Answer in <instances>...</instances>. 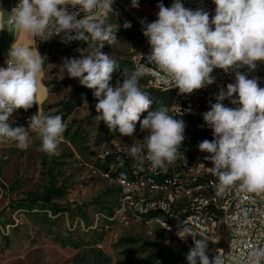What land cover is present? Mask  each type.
<instances>
[{"label":"clouds","instance_id":"obj_1","mask_svg":"<svg viewBox=\"0 0 264 264\" xmlns=\"http://www.w3.org/2000/svg\"><path fill=\"white\" fill-rule=\"evenodd\" d=\"M114 0H19L6 21L8 31L25 33L47 41L62 35L64 40H83L92 50L79 58L66 59L63 71L77 78L82 86L94 90L97 121H103L112 132L133 136L139 122L147 131L143 146L134 140L129 155L144 158L153 168H165L180 157L185 123L169 114L167 107L152 109L153 100L143 91L139 80L150 67L140 64L122 84L110 86L112 74L120 70L116 59L102 51L105 44L118 41L119 28L97 20L96 13L113 12ZM215 15L202 9H187L181 0L171 7L158 5V18L147 23L143 35L151 52L148 64L159 70L162 83L177 88L180 94H191L214 83V69L235 71V84H228L216 97L217 102L203 114L214 139L204 140L198 147L209 155L210 172L218 178L217 194L229 187L248 193L264 192V88L256 78L249 79L238 69L255 70L257 61L264 62V0H213ZM138 7V0H132ZM79 6L85 13H69L67 6ZM125 28L131 27L129 22ZM75 33V35H73ZM44 57L38 49L12 44L5 67H0V142H15L20 150L30 147L33 133L40 140V150L50 156L59 155V144L67 125L62 115L30 118L28 129L12 127L9 118L15 110L30 109L36 103ZM238 94L236 99H231ZM230 99L238 108L226 107ZM147 116L141 120V115ZM146 148V154L144 152ZM184 239L193 237L190 229L178 230ZM194 247L186 256L188 264H225V259L207 255L208 240L194 239ZM245 264H264V248L249 252Z\"/></svg>","mask_w":264,"mask_h":264},{"label":"rangeland","instance_id":"obj_2","mask_svg":"<svg viewBox=\"0 0 264 264\" xmlns=\"http://www.w3.org/2000/svg\"><path fill=\"white\" fill-rule=\"evenodd\" d=\"M160 3L164 0L138 1L139 6L134 7L132 0H114L113 12L94 14L97 20L119 26L116 36L120 42L105 44L102 51L119 64L134 62L146 41L140 20L158 17ZM10 10L11 1L4 0L2 48L14 38L11 32L8 39ZM67 11L78 13L77 19L85 15L79 6L68 5ZM126 22L131 27L125 28ZM62 40V35H57L29 44L45 60L37 100L30 109L15 110L9 118L12 127L28 129L36 114L63 116L64 103L73 98L77 105L63 118L68 135L63 133L59 155L42 152L35 133L27 150L18 149L12 141L0 142V264H188L189 251L159 225L117 211L123 187L115 176H105L106 156L119 157L110 165L112 173L117 172L134 140L143 146L148 133L141 131L137 122L133 136H122L95 119L94 90L75 96L80 82L63 71L66 59L79 58L80 50L86 49L87 54L92 49L83 40L70 45ZM124 78L112 74L110 86L122 84ZM148 83L145 77L139 80L145 92L152 88ZM118 151L121 153H110ZM51 193H55L52 203L45 202L42 198ZM55 207L61 211L57 213ZM216 254L215 243L208 240L209 259Z\"/></svg>","mask_w":264,"mask_h":264},{"label":"bare ground","instance_id":"obj_3","mask_svg":"<svg viewBox=\"0 0 264 264\" xmlns=\"http://www.w3.org/2000/svg\"><path fill=\"white\" fill-rule=\"evenodd\" d=\"M156 18L158 17L142 18L140 21H149ZM16 43L28 47L27 34L21 33ZM139 65L140 63L136 62V68ZM143 77L149 82L158 81V74L156 72H148ZM156 89L161 90V88ZM163 90H175L177 92V101L169 108V114L175 115V118L177 117V119L184 121L186 125L184 134H191L194 124L205 123L203 116H194V113L188 112L191 111V106H197V99H189L188 96H181L177 88H171V85L168 84H164ZM219 92L213 91V98H216ZM213 139L212 130L193 131V140L185 142L184 138L180 147V157L173 163L166 164L165 168H156L155 170L145 168V164L149 162L144 158V155L134 158L128 154V161H134V164L138 167L133 171L130 168H124V165L120 167L121 173L115 176V178L123 187L122 190L126 191V184H132L134 180L140 182V189H147L148 185L150 186V190L147 193L139 192L137 194V202L135 201V196H128L127 215L144 219L147 222L153 219L151 223L159 225L163 232H166V235L171 236L189 251L193 248L191 247L190 240L187 237L181 239L175 231V229H184V219L178 218L191 217L193 214H209L212 218V231L204 232L203 237L199 229H193V224H186V228L190 229L194 234L192 237V246H195L194 239L206 238L209 241H213V243L219 241L221 234L223 236L225 234V223H230L229 214L223 213L221 210H229L235 207L237 187H229L221 194V210H219V207L211 205H185L184 208L177 209L176 217H174V213L168 208L169 202L170 205H178L180 202L194 204V200L212 199L216 196V189L204 187L219 183L218 178L209 170V167H212L211 162L206 157H201V163L199 165L190 164V155H209L206 152L200 151L198 145L204 140L212 141ZM144 152L146 154V148ZM122 160L120 159L121 163ZM171 177L173 178L171 179ZM185 183L195 184L197 188L184 190ZM171 193H173L172 196ZM124 202L125 194H122L120 205H124ZM145 202H151V207H154V210L150 208H138L144 207ZM117 211L120 212V206ZM216 249L217 254H221V246H216Z\"/></svg>","mask_w":264,"mask_h":264},{"label":"built area","instance_id":"obj_4","mask_svg":"<svg viewBox=\"0 0 264 264\" xmlns=\"http://www.w3.org/2000/svg\"><path fill=\"white\" fill-rule=\"evenodd\" d=\"M11 1V10L17 6L18 2L15 0ZM175 0H164L165 7H171ZM183 6L187 9L197 10L202 9L209 13L210 20L215 15V4L213 0H181ZM0 6L2 10L3 0H0ZM157 19V18H156ZM156 19H151L149 21H140L142 25L147 23L154 22ZM3 31V20L1 15V26L0 32ZM14 42H9V48H11ZM1 62L0 66H6V61L8 58L5 57V51L1 49ZM151 52V46L148 43V39L146 38L145 43L142 46V50L139 54L134 58V62L145 64L150 67L149 72H156L158 74V81L149 82V85L152 88H161L164 89V83L159 79V70L151 64L147 62V55ZM5 59V62L3 60ZM257 66L255 70H250L247 66H244L238 71L242 74H245L247 78L252 79L256 78L260 87L264 88V62L257 61ZM211 76L214 77V83L207 85L199 90H195L191 94H181V96H188L189 99H197V106H191L190 113H194V116H203L204 113L211 109V105L217 102L216 98H213V91H221L223 89L225 92L227 91L228 84H235V71L225 72L222 69H214L211 73ZM238 94H233L231 99H236ZM222 103L226 107L230 108H238L239 105L232 104L230 99H225ZM175 116V115H172ZM177 119V117H176ZM197 130H212L206 123L194 124L193 131ZM193 131L191 134H184L185 142L193 140ZM109 153V152H108ZM110 153H121L118 152H110ZM125 159H128V154H124ZM191 163L190 164H200L201 157H207V154L204 155H190ZM128 167L133 171L136 166L134 161H129ZM184 165V164H183ZM145 168L148 170H155L150 164H145ZM112 171L110 166V171L105 172L106 177H112ZM173 177H171L172 179ZM166 183V182H165ZM160 183V184H165ZM217 184L204 186L206 188H214L216 189ZM197 188L195 184H186L185 189ZM178 189V188H177ZM150 190V186L147 185V189H140V182L134 180L132 184H126V191H120V194H125V202L124 205H120V212L123 214H127V206H128V196H135V201L137 202V194L139 192H148ZM174 193V192H173ZM171 193V196L173 195ZM185 205H194V206H202V205H211L215 207H219L221 210V194H217L212 199L206 200H194V204H187L186 202H180L178 205H170L168 203V208L171 209V212L174 213V217H176V211L179 208H184ZM138 208H150L154 210V207H151V202H145L144 207ZM223 213H228L230 216V223H225V234L224 240L215 241V246H221V254L220 255L225 259V264H245L247 260L249 252L253 247L255 248H264V192L260 193H248L242 190H239L237 187L236 193V202L235 207L229 210H221ZM178 219H184V228H186V224H193V229H199L201 231V236L203 237L204 232L212 231L211 228V216L209 214H193L191 217H183ZM152 222V220H148ZM171 227V226H167ZM179 229H175L177 232ZM166 233V232H165ZM187 238L191 242L192 246V237L187 236Z\"/></svg>","mask_w":264,"mask_h":264},{"label":"trees","instance_id":"obj_5","mask_svg":"<svg viewBox=\"0 0 264 264\" xmlns=\"http://www.w3.org/2000/svg\"><path fill=\"white\" fill-rule=\"evenodd\" d=\"M138 1L151 3L155 0H138ZM78 41L79 40H75V39L70 40V41L62 40L61 43H64L65 45H70L71 43L75 44ZM119 65H120V70L113 72V74H116V73L117 74H123L124 76L127 77L134 71L132 67H134V69H136L135 63L132 60L124 61V62L120 63ZM92 90L93 89H89V88L79 84L74 90V95L79 97L85 93L92 91ZM146 92L149 94L150 98L153 100L152 109H150V110L159 109L161 106L167 107L169 109L177 101V97H176L177 92L175 90L164 91V90H160V89H156V88H150V90H148ZM76 105L77 104L75 102H73V98L69 101H66L63 105V110L65 112H64L62 117L65 119L68 115H70L72 113V111L74 110V108L76 107ZM146 116H147V114L145 115V117ZM64 133H65L64 134L65 136L68 135V132H64ZM116 156H117L116 154H108L106 156V165L104 166V169H103L105 172L110 171V165L112 162H116ZM117 162H118V160H117ZM128 163H129L128 159H125L123 167L129 169ZM120 173H121V169H119L115 173L113 172L111 175L117 176ZM54 194L55 193L45 195L42 199L45 200V202H47V203H52L51 198H52V195H54ZM52 206H54V204H52ZM55 211L58 213L59 211H61V208L55 207ZM169 237H171V236H169Z\"/></svg>","mask_w":264,"mask_h":264},{"label":"crops","instance_id":"obj_6","mask_svg":"<svg viewBox=\"0 0 264 264\" xmlns=\"http://www.w3.org/2000/svg\"><path fill=\"white\" fill-rule=\"evenodd\" d=\"M4 1V0H3ZM16 2H18L19 3V0H15ZM2 10H3V6H2ZM1 10V13H0V26H1V15H2V20H3V11ZM3 24H4V22H3ZM13 33H14V38L11 40V41H13L14 42V44H17V45H19L18 43H16L17 42V40H18V37H19V35L21 34H19V35H17L14 31H13ZM11 36V33L8 31V39H9V37ZM1 37H2V32H0V40H1ZM27 37H28V44H31V43H33V40H34V38H32L31 36H29L28 34H27ZM28 47H30V46H28ZM34 47H35V45H34ZM1 49H3L4 51H5V57L6 58H8V52H9V45H7L6 47H4V48H2L1 47ZM35 49V48H34ZM36 50V49H35ZM0 60H1V50H0ZM1 62V61H0ZM3 62H5V59L3 60ZM5 67V66H4ZM46 93V92H45ZM37 96V95H36ZM37 100V99H36Z\"/></svg>","mask_w":264,"mask_h":264}]
</instances>
